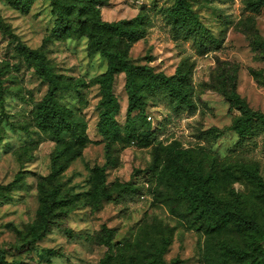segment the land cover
Here are the masks:
<instances>
[{
    "label": "rangeland",
    "instance_id": "374dc122",
    "mask_svg": "<svg viewBox=\"0 0 264 264\" xmlns=\"http://www.w3.org/2000/svg\"><path fill=\"white\" fill-rule=\"evenodd\" d=\"M63 1L74 5L73 18L77 10L90 18L96 9L106 22L137 15L148 20L144 36L128 47L127 59L166 75L179 66L190 75L196 106L190 112H175L161 104L148 105L144 115L157 140L139 145L122 139L106 147L97 130L101 93L93 81L105 71L106 60L98 52L91 53L87 38L75 31L63 36L54 33L52 0H27V5L0 0V252L24 264H119L128 258L137 264H151L154 259L164 264H205L207 234L204 228H196L199 209L184 206L177 195L172 201L175 187L160 177L166 166L172 175L179 162L192 169L199 165L203 173L215 175L211 190L215 200L244 194L246 209L254 206L264 218V204L236 170L251 165L264 185V135L255 138L249 151L234 150L237 135L229 126L239 111L219 93L224 72L235 68L238 94L251 109L264 113V84L255 80L257 73L264 79V59L258 57L254 41H264V2L254 10L252 0H189L218 40L216 49L199 53L192 42L175 38L170 31L164 12L175 0ZM25 49H39L47 65L67 82L68 88L57 99L82 119L89 139L54 184L48 177L51 158L66 135L54 137L35 124L34 113L46 84L26 59ZM124 82L123 73L114 76L113 93L119 104L115 120L122 136L127 114ZM207 129L211 139L205 144L200 136ZM102 166L104 186L112 195L125 196L126 183L140 193L131 201H103L97 208L86 205L84 195L73 197L94 189L100 173L96 168ZM42 183L58 187L59 196L70 201L64 206L67 214L55 217L50 232L32 243ZM62 206L56 208V215ZM103 228L111 236L105 245H98ZM164 238L168 244L157 256L155 248L163 245ZM213 238L229 244L240 240L227 228L214 232Z\"/></svg>",
    "mask_w": 264,
    "mask_h": 264
},
{
    "label": "trees",
    "instance_id": "16d2710c",
    "mask_svg": "<svg viewBox=\"0 0 264 264\" xmlns=\"http://www.w3.org/2000/svg\"><path fill=\"white\" fill-rule=\"evenodd\" d=\"M252 1L254 10H258L264 2V0ZM15 2L18 3L17 5L21 2L25 5L28 3L27 0H15ZM52 6V13L55 15L54 33L57 36H63L70 31H75L79 36L87 38L91 53L98 52L106 60L105 71L93 80L99 85L101 93L98 102L97 130L99 135L106 140V147L111 142L122 139L139 145L148 144L153 139L157 140L156 130H149L150 124L144 115L148 105L161 104L167 110L175 112L184 110L190 112L195 108L196 104L189 85L190 75L179 66L173 74L166 75L161 71H153L145 64L130 63L127 59L128 47L137 39L142 38L147 29L148 20L141 15L131 19L106 22L99 18V11L96 9L93 10L90 18L82 17L81 10H77L73 18L74 5L65 4L63 0H52ZM164 17L174 37L189 40L199 53L217 48V38L200 21L189 0H175L174 4L164 12ZM254 41L255 48L260 51L258 57L264 59V41ZM24 55L32 64L37 76L46 84L45 95L34 113L36 126L54 137L60 138L66 135V138L61 139L60 145L55 149L51 158L48 177L54 184L56 176L67 167L69 161L80 154L82 146L89 139L85 134V124L82 119L57 99L58 93L68 88L67 82L47 65L39 49H25ZM118 73L124 74V88L127 94V114L123 136L115 120L119 104L113 93V81ZM255 80L264 84V79L258 73L255 75ZM75 87L74 84L71 85V88ZM219 93L230 108L239 111V115L229 126V129L237 135L234 150L248 149L249 151L255 138L264 135V113L251 109L246 100L238 94L235 68L231 72H224ZM133 112H137V117L132 115ZM210 132L211 130L207 129L201 133L200 137L205 144H208L211 139ZM159 143L160 141L157 145ZM179 158L181 155H178ZM157 159L156 156L155 162ZM103 169L104 166L96 168L100 173L92 191L75 194L73 197L84 195L86 205L97 208L103 201L118 202L124 199L131 201L135 195L140 193V189L134 188L131 183H126L125 196L112 195L104 186ZM236 170L238 177L246 179L259 202L264 204V185L255 168L243 164L239 165ZM169 173L170 168L166 166L164 176L160 179L162 182H170V185L175 187L172 201H175L174 196L177 195L178 199H181L179 202L184 206L199 209L196 228H204L207 234L205 264H264V218H260L254 206L246 209L248 204L244 194H236L232 200H215L211 193L215 175L211 172L203 173L199 165L192 169L185 163L179 162L174 173L172 175ZM58 192L59 189L56 186L47 187L43 183L40 185L39 206L36 212V223L33 226L32 243L50 232L55 217L67 214L68 208L64 206L68 205L70 199L66 196H59ZM60 205L63 206L60 213L56 215L55 210ZM178 213L185 217L180 211ZM223 228L232 229L240 236V240H234L231 244L215 241L214 232ZM110 236L111 231L103 228L102 234L97 237V244L105 245V241ZM167 244L168 239L164 238L163 245L155 248L157 256H161ZM105 257L112 258L108 254ZM104 259H101V262ZM0 264L24 263L15 259L8 260L0 252ZM119 264H137V262L134 258H128L120 260ZM151 264H164V262L154 259Z\"/></svg>",
    "mask_w": 264,
    "mask_h": 264
}]
</instances>
